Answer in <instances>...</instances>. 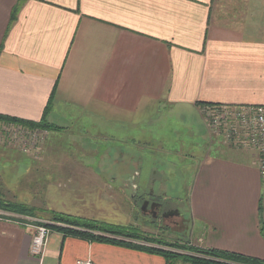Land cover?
I'll use <instances>...</instances> for the list:
<instances>
[{
  "label": "crops",
  "instance_id": "1",
  "mask_svg": "<svg viewBox=\"0 0 264 264\" xmlns=\"http://www.w3.org/2000/svg\"><path fill=\"white\" fill-rule=\"evenodd\" d=\"M49 102L47 123L89 128L100 147L88 158L117 171L107 164L112 178L86 185L95 164L64 180L0 148V264H39L26 217L53 224L42 264H165L51 221L100 218L112 204L97 191L112 187L171 208L163 192L186 191L190 219L174 211L190 246L264 262L255 155L215 142L200 112L264 104V0H0V117L38 123Z\"/></svg>",
  "mask_w": 264,
  "mask_h": 264
},
{
  "label": "rangeland",
  "instance_id": "2",
  "mask_svg": "<svg viewBox=\"0 0 264 264\" xmlns=\"http://www.w3.org/2000/svg\"><path fill=\"white\" fill-rule=\"evenodd\" d=\"M6 122L1 121L0 126L4 125ZM23 126V125H22ZM24 128H29L26 126H23ZM3 128V126L0 127V130ZM40 129V128H39ZM44 132H46L44 138L42 139L41 143L37 145L31 153L23 154L19 148H16L13 145H10L6 142L0 141V148L13 150L32 162L39 163L40 165L46 164L49 169L51 168H62V171L64 172V175H54L57 176V178H63L64 180L69 178L71 180H74V178L77 179V173L73 172L72 170H75L76 167H79L80 171L88 172L86 170H81L83 167L87 168V166H94L93 168H96L98 174L97 176H91L89 178L88 174H82L85 176L87 185V182L94 183L96 185H101L103 181H108V178H110V175H105L104 172L107 170V164L112 165L113 171L116 169V163L113 162V160L109 159H103L101 156L95 159L88 158L91 157V152L94 148L100 147L99 144H96L93 140V136L89 132V128H83V127H75V128H60V132L56 134L52 131H47L45 129H42ZM52 133V135H51ZM54 134V135H53ZM212 138V137H211ZM217 141L216 139L212 138ZM219 142V141H218ZM220 143V142H219ZM184 146H187V144H183ZM180 147V145H179ZM182 147V146H181ZM102 148H100V151ZM49 153V154H46ZM113 153V151H112ZM44 155V157H43ZM113 155V154H112ZM43 157V158H42ZM99 167V169H97ZM117 171V169H116ZM48 173H52L51 170L48 171ZM75 173V174H71ZM53 176V178H54ZM112 178V177H111ZM113 178L116 179V182H119L120 175H113ZM50 180H52L50 178ZM37 185L34 184L32 187H36ZM70 186V185H69ZM105 194L106 200H109L110 204H112V209L106 210L103 216H101L98 219L94 218H86L87 220L96 222L98 225L103 226H117V227H132L138 230L139 232H143L145 235L151 236L157 240H164L167 243H175L178 242L179 244L181 242L187 241L188 237L185 236V229L186 228V218L181 219L180 222V228L179 226L176 227L172 222H176V220L173 219H166L163 222L156 221L155 223L150 220V218L144 217L141 214L140 206L142 205L143 196L146 199L148 197V193L142 192V197H139L141 192H136L135 190H130V188L126 189H120L115 188L109 189L107 191H97ZM163 193H166V199L165 201L168 203H174L173 204V210L179 208L180 211L185 213V216L190 219L189 216V204L187 201V193L186 191H165ZM139 194V195H138ZM110 196V198H109ZM152 197V196H149ZM177 197V198H175ZM156 198V197H154ZM162 197H159L161 199ZM158 199V197L156 198ZM153 200V199H152ZM162 200V199H161ZM154 201V200H153ZM156 201V200H155ZM162 202V203H165ZM78 212L80 214L84 215H90V211H88L87 208L83 207H76ZM34 208H31V212L34 214H37L39 212H34ZM44 214H48L44 212ZM36 216L42 217V214H37ZM48 217V216H45ZM43 218V217H42ZM53 218V216L50 217V219ZM52 221V220H51ZM185 221V223H184ZM46 223V222H45ZM50 226H52V223H46ZM177 228V229H176ZM168 229V230H166ZM177 231V232H176ZM183 240V241H182ZM144 245V244H142Z\"/></svg>",
  "mask_w": 264,
  "mask_h": 264
},
{
  "label": "built area",
  "instance_id": "3",
  "mask_svg": "<svg viewBox=\"0 0 264 264\" xmlns=\"http://www.w3.org/2000/svg\"><path fill=\"white\" fill-rule=\"evenodd\" d=\"M200 112L210 136L222 146L255 155L264 194V104L239 107L204 106L200 108ZM1 126L3 128L0 130V141L19 148L23 154L31 153L46 134L42 129H28L11 122ZM22 219L26 221L22 226L32 233L30 255L42 264L51 233L49 225L27 217ZM75 264L93 263L87 260L77 261Z\"/></svg>",
  "mask_w": 264,
  "mask_h": 264
},
{
  "label": "trees",
  "instance_id": "4",
  "mask_svg": "<svg viewBox=\"0 0 264 264\" xmlns=\"http://www.w3.org/2000/svg\"><path fill=\"white\" fill-rule=\"evenodd\" d=\"M50 99H52V97ZM50 105L51 103L49 102L43 119L38 123H29L3 117H0V122H11L29 128H40L56 133L58 131L60 132V128L52 126L46 121L45 116L50 109ZM0 205L3 204L0 202ZM52 222L78 229L77 231H63L71 235L79 236L84 240L101 242L114 246H124L149 254L159 255L164 259L165 264H264L262 261L242 255L195 248L190 246L188 241L181 242L180 244L178 242L167 243L164 240H157L151 236L145 235L132 227L103 226L90 220H81L58 214L53 215ZM135 243H142L148 246L137 245Z\"/></svg>",
  "mask_w": 264,
  "mask_h": 264
},
{
  "label": "flooded vegetation",
  "instance_id": "5",
  "mask_svg": "<svg viewBox=\"0 0 264 264\" xmlns=\"http://www.w3.org/2000/svg\"><path fill=\"white\" fill-rule=\"evenodd\" d=\"M143 201L142 205L140 206L141 214L144 217L150 218L152 222H163L166 219H173L176 220V222H172L174 226H179L180 220L184 219V214L180 213L179 210H174L171 209V207L167 204H158L154 202L153 200L149 201ZM144 203V204H143Z\"/></svg>",
  "mask_w": 264,
  "mask_h": 264
},
{
  "label": "water",
  "instance_id": "6",
  "mask_svg": "<svg viewBox=\"0 0 264 264\" xmlns=\"http://www.w3.org/2000/svg\"><path fill=\"white\" fill-rule=\"evenodd\" d=\"M142 211H143V209H142Z\"/></svg>",
  "mask_w": 264,
  "mask_h": 264
}]
</instances>
